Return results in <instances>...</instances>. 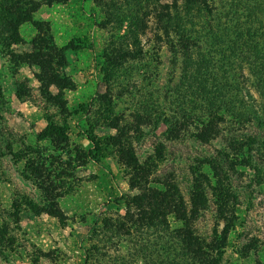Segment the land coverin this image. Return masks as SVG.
<instances>
[{
    "label": "rangeland",
    "instance_id": "obj_1",
    "mask_svg": "<svg viewBox=\"0 0 264 264\" xmlns=\"http://www.w3.org/2000/svg\"><path fill=\"white\" fill-rule=\"evenodd\" d=\"M32 1L22 42L0 38V264H167L182 223L140 219L142 193L110 138L153 164L147 188L175 184L188 212L200 184L192 230L216 245L212 264H264V0H207L211 13L188 18L182 0ZM43 35L65 88L26 58ZM48 127L62 136L40 137ZM229 191L230 222L218 212Z\"/></svg>",
    "mask_w": 264,
    "mask_h": 264
},
{
    "label": "trees",
    "instance_id": "obj_2",
    "mask_svg": "<svg viewBox=\"0 0 264 264\" xmlns=\"http://www.w3.org/2000/svg\"><path fill=\"white\" fill-rule=\"evenodd\" d=\"M41 2L43 5H52L59 4L65 2V0H37ZM184 3V8L187 10L188 15L186 18L194 16L195 13H198L197 10L202 12L211 13L209 3L207 0H182ZM38 3L32 0H2L0 2V38L4 40H10L5 45L2 43L3 47L9 48L12 45L20 44L22 41L18 34V28L24 24L31 22L32 14L37 10ZM173 8H177V5H174ZM205 10V11H204ZM190 23L193 24L192 20ZM177 22L173 26L175 31L174 34L178 36V48L182 51V53H188L191 51L192 41L187 35L186 31H183V22L177 17ZM39 32H42V28L40 25L34 24ZM264 45V43H263ZM39 47V48H38ZM33 53L26 56L28 60H32L40 67V72L46 76H49V80L45 82L47 85H54L60 88H65L63 82L55 75H51L50 69L47 65L51 64L50 61L58 60L61 64L63 63L62 56L60 52L55 50L54 48L48 46L44 39V35L41 38H38L35 42L32 43ZM253 48H259V46L254 45ZM43 49H45L48 53H43ZM236 49V48H235ZM59 54V58L50 57V54ZM259 54V53H258ZM257 54V55H258ZM264 55V54H263ZM259 56V55H258ZM262 56V55H260ZM14 58H18L17 56H13ZM22 62V60L20 59ZM208 57L204 63V69L207 75L212 73L211 65ZM193 64L190 63V67ZM203 69V70H204ZM40 82H44L45 79L40 76ZM212 85H219V83H214ZM214 91L217 88L213 89ZM212 129L200 130V133L197 135L201 140H206L209 136ZM62 136V131L55 127H48L44 132L41 133L42 138L51 137V135ZM112 142L111 145L116 146L118 148V155L121 156L122 163L125 167H128L133 172V181L131 182V186L134 189L140 190L142 194L133 198V202L137 204V209L139 211V216L141 220H148L151 222H157L158 225H162L166 222V217L172 215L177 220H180L182 223V227L175 230L173 232L174 239L177 240L176 248L170 252L171 258L167 262V264H212L208 260L209 250L214 249L216 245H207L205 241H201L198 237L194 235V231L192 230V222L199 212V210L204 208L205 199L200 192V184H196L195 191L192 192V206L187 211L185 207V203L181 196L178 193V190L175 184L167 183L164 187V191H157L153 188H147L149 181L148 177L150 175V168H152L153 164H145L143 166H139L137 160L133 156L130 151V147L126 148L119 140L110 138L108 139ZM98 146L97 142H93ZM128 157H124L125 155ZM29 164V162H28ZM29 168V175H31L34 180L39 183L42 179V176L39 170H35L33 167ZM214 176L219 177L221 175V168L213 167ZM220 170V171H219ZM44 182V181H41ZM197 182V181H196ZM198 183V182H197ZM221 184V183H219ZM38 188H42L40 184L37 186ZM220 192V191H219ZM224 193V192H223ZM193 200L195 203H193ZM218 201H220V209L219 214L225 220L230 222V218L223 217L224 212L231 213V210L226 209L229 203L234 202V196L232 192H225L224 194H218ZM150 214V215H149ZM132 218V217H131ZM231 225H227V228H230ZM208 248V249H206ZM216 264V262L214 263Z\"/></svg>",
    "mask_w": 264,
    "mask_h": 264
}]
</instances>
